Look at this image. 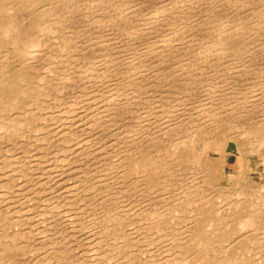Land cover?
Returning <instances> with one entry per match:
<instances>
[{
  "label": "bare ground",
  "instance_id": "1",
  "mask_svg": "<svg viewBox=\"0 0 264 264\" xmlns=\"http://www.w3.org/2000/svg\"><path fill=\"white\" fill-rule=\"evenodd\" d=\"M252 156L264 0H0V264H264Z\"/></svg>",
  "mask_w": 264,
  "mask_h": 264
},
{
  "label": "rangeland",
  "instance_id": "2",
  "mask_svg": "<svg viewBox=\"0 0 264 264\" xmlns=\"http://www.w3.org/2000/svg\"><path fill=\"white\" fill-rule=\"evenodd\" d=\"M257 156H252V158H251V160H252V163H253V168H254V170L253 171H251V177L253 178L254 177V180H256V181H259V182H263L264 181V163H262V162H259L258 160H257ZM236 162H237V156L235 155V154H232L231 155V157H230V161H229V165H230V168H229V172H231L233 169H232V166H234L235 164H236ZM259 169V170H258ZM257 173V174H256ZM261 173V174H260ZM184 182L185 181H183V184H184ZM234 182V181H233ZM238 183V182H237ZM239 184V183H238ZM241 184V183H240ZM158 189V188H157ZM157 189L155 190V189H153V192H156V194H154L152 191V193L154 194V195H152L151 194V192H150V194L152 195V196H155V195H161V194H159V189H158V191H157ZM158 192V193H157ZM138 203H140V202H138ZM145 203H147V202H145ZM154 203V202H153ZM141 204L143 205L144 203H140V206H141ZM140 206H138V208L140 207ZM144 206H146V204L144 205ZM149 205L147 204V206L146 207H148ZM151 206V205H150ZM149 206V207H150ZM159 206V205H158ZM165 206V207H164ZM164 206H162L161 207V209L160 210H162V212L165 210L166 211V205H164ZM149 207H148V209H149ZM164 209V210H163ZM150 210V209H149ZM151 210H152V208H151ZM156 210V209H155ZM153 211H154V209H153ZM164 211V212H165ZM155 212V211H154ZM163 212V213H164ZM156 213H157V210H156ZM177 214H179L178 216H177ZM176 215H175V220H174V222H175V225H176V227L178 228L180 225H181V221L179 220V219H177V217L178 218H180L181 219V217H183V215L181 216L180 215V213H177ZM177 216V217H176ZM179 221V222H176L177 220ZM177 223V224H176ZM180 223V224H179ZM175 225H173V227L175 226ZM150 233V235H152V232H151V230L149 231ZM258 232V231H257ZM256 233V232H255ZM152 238H154V235H152ZM158 240H155L154 241V244L155 245H157V247H158ZM157 243V244H156ZM161 243V242H160ZM153 244V245H154ZM154 245V247H156ZM156 247V248H157ZM151 248H153L152 246H151Z\"/></svg>",
  "mask_w": 264,
  "mask_h": 264
}]
</instances>
